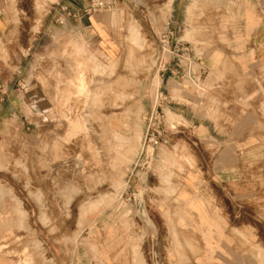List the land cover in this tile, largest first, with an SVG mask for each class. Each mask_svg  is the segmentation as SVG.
I'll return each mask as SVG.
<instances>
[{
    "label": "rangeland",
    "instance_id": "rangeland-1",
    "mask_svg": "<svg viewBox=\"0 0 264 264\" xmlns=\"http://www.w3.org/2000/svg\"><path fill=\"white\" fill-rule=\"evenodd\" d=\"M213 1L0 0V74L16 75L0 111V263L264 264V141L220 157L223 142L167 122L170 99L216 124L232 86L263 91L264 66L255 82L227 63L230 12ZM73 59L94 95L68 83ZM238 100L261 105L240 109L263 133L264 96Z\"/></svg>",
    "mask_w": 264,
    "mask_h": 264
},
{
    "label": "crops",
    "instance_id": "crops-1",
    "mask_svg": "<svg viewBox=\"0 0 264 264\" xmlns=\"http://www.w3.org/2000/svg\"><path fill=\"white\" fill-rule=\"evenodd\" d=\"M228 1L229 0L213 1L216 8H224L226 6L230 12V32L233 39H231L230 49L227 56L229 62L227 63L237 65L243 73L247 74L248 80L250 79L256 82V79L259 77V74L257 73L258 67L264 66V0H231V5L227 3ZM11 32V25L7 23L6 15L2 12V10H0V41H6V38H8ZM187 36H189L188 33ZM29 40L27 42H30ZM204 63L203 68H205L204 65L207 64V61ZM174 76H171L170 78L175 79ZM15 79V71H11L5 76L0 74V111L1 108L8 107H6V100L10 104L9 108H15V105H13L15 98L11 100V97L14 95L12 83ZM227 79H229L232 83L237 80V78L235 79L233 76ZM262 87L263 91H257L254 88L251 89V85H247L246 94L241 95L239 94L238 87L234 88V86H232L230 92L227 93V96H231L230 98L238 97V99L241 96L255 97V95L258 96L259 94L264 96V85H262ZM252 92H254V95H252ZM168 96L172 98L171 94ZM183 96L187 97L186 92L183 93ZM238 99L236 101L231 99L232 102L230 103V107L222 106V108H234V114L232 112L233 115L230 114L229 116L223 117L221 121L216 124L210 120V123H206L205 120L198 114L197 110H193L190 106H187V104H180L178 102L176 104V102L171 99L168 100V103L173 102V106H169L168 108L170 109L166 110V113L169 111L182 117L183 120L189 124V127L199 129L202 132L201 134L204 133V136L207 137L208 140L223 142L219 150L213 153L215 156L249 155L251 152L253 153L255 150L257 151L254 144L248 145L245 149L239 147L243 146V142L251 144V141H264V131L263 133L252 131L251 127L256 124L255 119L246 115V113L242 112V109L240 108H258L261 107V105H255L252 101L241 102L240 104ZM176 105H180L179 107H181V109H176ZM262 108H264V105H262ZM235 144H237V147H234ZM260 151L264 156V149H260L259 152ZM211 152V150L208 151V154ZM222 171V165L212 166L211 174L215 175H211V178L208 179L209 182L214 179V194L212 195L215 196L216 199L221 198L224 193ZM208 195H210V193ZM195 211L199 216L201 215L200 209L195 208ZM199 220L201 222L203 219L200 218ZM208 237L210 236L206 234L205 240ZM208 248L211 247L208 246Z\"/></svg>",
    "mask_w": 264,
    "mask_h": 264
},
{
    "label": "bare ground",
    "instance_id": "bare-ground-1",
    "mask_svg": "<svg viewBox=\"0 0 264 264\" xmlns=\"http://www.w3.org/2000/svg\"><path fill=\"white\" fill-rule=\"evenodd\" d=\"M170 1V0H168ZM84 54L87 56V58L93 63V65H97L99 62L93 57V55L91 56L90 53H88L87 51L84 52ZM68 64V63H67ZM83 64H84V61L83 60H79V59H73L72 62H70V66L68 65L67 68L68 71H67V77H68V83H70L71 81L73 80H76L77 81V86L75 87V91H79L78 89L81 87L82 90L84 89H87V90H84V91H88L90 92L89 95H92L93 93V89H89L88 86H87V81L85 80L84 78V74H83ZM95 78V77H94ZM96 79V78H95ZM96 82V81H95ZM94 86V84H93ZM92 86V87H93ZM91 88V87H90ZM94 88V87H93ZM94 95V94H93ZM166 116L168 118V122H172V120L176 119L177 116H175L173 113L171 112H167L166 113ZM178 119V118H177ZM76 128H74L73 132L75 133L77 130V127L76 124H74ZM76 129V130H75ZM135 138H139V135H137ZM137 141V140H136ZM139 141V140H138ZM139 143V142H138ZM138 145V144H137ZM134 147H137V146H134ZM135 152V148H131L128 150L127 152V156H126V159H125V164L128 163V161L130 160V157L131 155H133ZM130 164V163H129ZM165 176V175H164ZM120 187V186H119ZM118 188V187H117ZM116 191V190H115ZM115 198V197H114Z\"/></svg>",
    "mask_w": 264,
    "mask_h": 264
},
{
    "label": "built area",
    "instance_id": "built-area-1",
    "mask_svg": "<svg viewBox=\"0 0 264 264\" xmlns=\"http://www.w3.org/2000/svg\"><path fill=\"white\" fill-rule=\"evenodd\" d=\"M96 5H98V4L95 3V2H93L90 8H92L93 10H95L94 8H96Z\"/></svg>",
    "mask_w": 264,
    "mask_h": 264
}]
</instances>
